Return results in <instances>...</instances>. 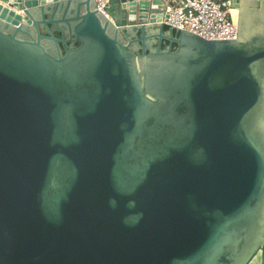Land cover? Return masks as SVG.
<instances>
[{
    "label": "water",
    "instance_id": "water-1",
    "mask_svg": "<svg viewBox=\"0 0 264 264\" xmlns=\"http://www.w3.org/2000/svg\"><path fill=\"white\" fill-rule=\"evenodd\" d=\"M179 1L0 0V264H264V0Z\"/></svg>",
    "mask_w": 264,
    "mask_h": 264
},
{
    "label": "built area",
    "instance_id": "built-area-1",
    "mask_svg": "<svg viewBox=\"0 0 264 264\" xmlns=\"http://www.w3.org/2000/svg\"><path fill=\"white\" fill-rule=\"evenodd\" d=\"M109 0H94L98 10ZM231 0H180L166 3L161 24L192 33L207 41L235 40L237 22Z\"/></svg>",
    "mask_w": 264,
    "mask_h": 264
},
{
    "label": "trees",
    "instance_id": "trees-1",
    "mask_svg": "<svg viewBox=\"0 0 264 264\" xmlns=\"http://www.w3.org/2000/svg\"><path fill=\"white\" fill-rule=\"evenodd\" d=\"M167 29H168L167 27H164V30H165V31H166ZM167 45H168V43L163 41V42H162V45H161V48H162V49H165V48L167 47ZM75 46H77V45H75ZM175 47H176V46L173 44V45H172V50H174ZM138 53H139V52H138Z\"/></svg>",
    "mask_w": 264,
    "mask_h": 264
},
{
    "label": "bare ground",
    "instance_id": "bare-ground-1",
    "mask_svg": "<svg viewBox=\"0 0 264 264\" xmlns=\"http://www.w3.org/2000/svg\"><path fill=\"white\" fill-rule=\"evenodd\" d=\"M233 13V18H234V21L237 22V15H238V11L235 9L234 11H232Z\"/></svg>",
    "mask_w": 264,
    "mask_h": 264
}]
</instances>
